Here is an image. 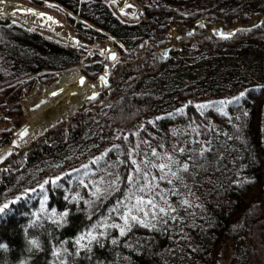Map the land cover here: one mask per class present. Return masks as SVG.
Returning <instances> with one entry per match:
<instances>
[{
	"label": "trees",
	"instance_id": "1",
	"mask_svg": "<svg viewBox=\"0 0 264 264\" xmlns=\"http://www.w3.org/2000/svg\"><path fill=\"white\" fill-rule=\"evenodd\" d=\"M46 1L118 38L125 49L96 100L0 163V205L8 204L0 213V244L7 246L0 248V264H60L53 251L72 253L90 229L106 231L103 246L64 255L67 264H220L228 241L243 255L250 243L264 264V0H132L144 10L138 17L118 15L107 0ZM75 25L80 48L93 53L82 71L95 80L105 36ZM80 64L75 49L0 18L2 137L11 133L12 117H25L23 105L38 83L56 82ZM165 152L189 164L179 173L182 181L165 172L173 180L168 184L143 164L145 158L162 162ZM133 160L150 172L147 180L133 171ZM148 182L176 208L166 224L133 223L123 237L99 227L123 224L129 189ZM157 202L164 205L158 195ZM65 209L69 223L58 226ZM31 238L41 251L29 253Z\"/></svg>",
	"mask_w": 264,
	"mask_h": 264
},
{
	"label": "snow or ice",
	"instance_id": "2",
	"mask_svg": "<svg viewBox=\"0 0 264 264\" xmlns=\"http://www.w3.org/2000/svg\"><path fill=\"white\" fill-rule=\"evenodd\" d=\"M2 2V0H0ZM34 11V10H29ZM39 15H43L40 13ZM219 35L221 37L227 38L232 35V33L225 34L224 32H220ZM112 59H116L115 53L112 54ZM80 83L83 84L84 80L83 77L80 80ZM53 95H56V93H53ZM95 93L93 94V97H95ZM244 93H241V96H243ZM202 107V106H201ZM21 136L27 135V130L25 129L20 133ZM178 151L180 153L184 152V148H179ZM203 151V149H201ZM152 155L157 156L158 153L156 149H152ZM166 158V159H165ZM160 163H152L150 160L145 158L143 161V164L150 165L153 168H157L160 172V175L158 177L159 180H166L168 184H172L173 180L168 179L165 175V172L168 176H171L175 178L176 181H182V177L180 176L181 169L183 171H187L189 168V164L184 162L181 163L179 160L175 159L171 154L165 152L164 157H161ZM133 165H136L134 168V172L141 173L142 177L147 180V178L150 176V172L148 171H142L141 167L139 166V163L136 160L132 161ZM173 165L176 167V171H173ZM111 175V174H109ZM129 183L134 184V177H129ZM153 179H157V177H153ZM45 184L49 183V181H45ZM52 183H55V180L52 181ZM112 182H110L111 185ZM43 184L40 185L41 188H43ZM87 187V186H86ZM156 187H159V185H156ZM129 196L127 198V203L124 204V212L120 215V219L123 221V224L120 223H112L111 225L108 224H102L99 227L107 229L108 227L118 229L119 235L121 237L125 236L128 231L131 230V227L133 223L143 225L144 227H150L152 226L151 221L157 220L160 223H167V220L164 219V217H167L169 213H175L176 208L172 207L171 204H169L164 197L163 194H154L153 189L151 186V183H145L140 185L139 187L133 189H129ZM141 193V194H137ZM103 194L102 189L99 187L96 188V195L99 199L101 195ZM157 195L159 200L164 201V205L161 206L160 203L157 202ZM133 200L135 201L133 203ZM183 204H188L189 202L187 200L182 201ZM8 208V204L0 205V213H4L5 210ZM115 211V209H113ZM142 214V215H141ZM54 215H56L54 213ZM69 216H70V209H65L64 211L59 213L58 220L54 221L57 223L58 226H62L64 224L69 223ZM91 219V217H89ZM172 219H175L173 216ZM97 226L93 225V228H96ZM107 239L106 231H93L88 230L84 233H81L80 236L74 241L75 245V251L72 253H69V250L67 248L63 249H56L53 251V256H55L57 259L60 260V264H67V260L64 259V255H75L78 256L81 254V251L84 253H89L92 251L93 245H99L103 246V240ZM66 243V242H61ZM111 243L113 245L117 244V239L115 237L112 238ZM28 251L29 253H33V251H41L42 246L41 243L35 239L31 238L28 240ZM0 248L6 249L7 246L0 244ZM55 248V245L53 246ZM63 253V254H62ZM20 264H25V261H21Z\"/></svg>",
	"mask_w": 264,
	"mask_h": 264
},
{
	"label": "rangeland",
	"instance_id": "3",
	"mask_svg": "<svg viewBox=\"0 0 264 264\" xmlns=\"http://www.w3.org/2000/svg\"><path fill=\"white\" fill-rule=\"evenodd\" d=\"M37 2L39 5H41V4L43 6L46 5V3H44V1H37ZM107 2L114 4V6L117 7V9L120 8L119 11L123 12V13H120L118 11L116 13L118 15H121V16L122 15H128V16L138 17V16L142 15L143 11H144L143 8L136 6L132 0H107ZM39 5H37V6H39ZM34 9L36 10L37 8H34ZM52 9H55L58 12L65 13L59 7H56V6H53ZM37 10L40 11L39 9H37ZM54 13H56V12H54ZM39 14H40L39 12L29 11V9L24 8L21 5L20 0H2V2H0V18L6 17L12 23H14V21L18 20L15 23L17 24L18 22H20L21 25H24V27L30 26V23H32L33 25H36V29L35 28H32V29H34L38 32H42L45 35L51 36L54 39H58V41L62 44L67 43L65 41H68V37L73 39V36L76 35L77 28H76L75 24L78 22L77 18H75V24L73 25L74 28L73 27L70 28L69 27L70 25H68V27H67L63 24L65 22L70 24V20L67 19V20L63 21L62 20L63 18H61L62 15L60 16L59 13H58V15L47 14V13H45L43 15H39ZM104 36H105L104 45L102 46L103 47L102 48L103 58L98 61V63L101 65L105 64V63H109L110 62L109 56L112 55L113 53L119 54V59H118V61H119L120 60V50H119L120 45L124 46V44L122 43L121 40L117 39L118 42H116V40L113 39V37H111L110 35H107V36L104 35ZM76 50L79 52V55L83 61V63H81V65L82 66L87 65V63L85 61L89 57H93V53L92 52L82 53V50L81 49L79 50L77 48H76ZM63 73L64 72H62L58 75L59 78L61 77V75ZM93 81H95V80H93ZM53 83H55V82H53ZM53 83H50L47 86H50ZM247 93H248V91L244 92V95H246ZM120 101H123V100H120ZM44 102H45L44 99L38 98L37 88H36L35 97L27 100L24 103L23 107L25 110V117H23V118L12 117L11 118L12 131L7 137H2L1 132L5 127L3 125H1V123H0V143L11 138V136L13 135L16 128L19 127L20 124L28 117V112L30 109L31 110L37 109ZM228 103L232 104V100H229ZM199 104H201V103H199ZM1 115H2V110L0 108V117H1ZM22 151H20V152H22ZM19 153H17V154H19ZM12 155H15V154H12ZM249 247L246 249L247 250L246 254L243 255L236 249L233 241H228L223 246L222 258L220 260V264H259V254H260L259 250L256 248H252V245H250V243H249Z\"/></svg>",
	"mask_w": 264,
	"mask_h": 264
},
{
	"label": "bare ground",
	"instance_id": "4",
	"mask_svg": "<svg viewBox=\"0 0 264 264\" xmlns=\"http://www.w3.org/2000/svg\"><path fill=\"white\" fill-rule=\"evenodd\" d=\"M30 26L36 27L32 23ZM82 75L81 70L76 68L64 72L57 84L38 85L37 96L39 99H44L45 102L37 109H30L28 117L16 128L11 138L0 143V162L13 152L18 151L22 144L28 143L49 125L74 115L83 106L89 95L101 90L92 81L81 84ZM71 91H75V93L72 95ZM25 129L27 135L21 136L20 133Z\"/></svg>",
	"mask_w": 264,
	"mask_h": 264
},
{
	"label": "water",
	"instance_id": "5",
	"mask_svg": "<svg viewBox=\"0 0 264 264\" xmlns=\"http://www.w3.org/2000/svg\"><path fill=\"white\" fill-rule=\"evenodd\" d=\"M82 22H84V23H87L90 27H92V28H94V29H96V30H99V28H97L96 26H94L93 24H91V23H89V22H87V21H85V20H81ZM118 58H119V56H117L116 55V59L115 60H113L112 59V56H110V62L108 63V64H103V71H102V73L96 78V80L94 81L97 85H98V87H99V89H101L99 92H96L95 94V97L94 98H92L93 97V94H91V95H89L88 97H87V99H86V101L85 102H91V101H94L95 99H97L98 97H99V95L106 89V88H108L109 87V85H110V75H111V71H112V69H113V67H114V64H115V62H117L118 61ZM83 74V73H82ZM82 77H83V80H84V83H87V82H91V80L86 76V75H82ZM57 83H59V82H56V83H54V84H57ZM72 92V91H71ZM75 93V91H73L72 92V95ZM84 102V103H85ZM77 113V112H76ZM75 113V114H76ZM74 114V115H75ZM74 115H72V116H70V117H68V118H65V119H71ZM58 122H55L54 124H52V125H49L48 127H46L41 133H39V134H37L35 137H33L28 143H26V144H22L21 146V148H19V150L18 151H15V152H13L12 154H17V153H19L20 151H22V150H24V149H27L28 147H30L31 145H32V143H34L35 141H37L38 139H40L41 137H43L52 127H54L56 124H57ZM11 154V155H12ZM10 155V156H11ZM10 156H8V157H10ZM8 157H6L5 159H7Z\"/></svg>",
	"mask_w": 264,
	"mask_h": 264
},
{
	"label": "crops",
	"instance_id": "6",
	"mask_svg": "<svg viewBox=\"0 0 264 264\" xmlns=\"http://www.w3.org/2000/svg\"><path fill=\"white\" fill-rule=\"evenodd\" d=\"M22 6H24V5H22ZM24 8L30 9V8H28V7H26V6H24Z\"/></svg>",
	"mask_w": 264,
	"mask_h": 264
}]
</instances>
